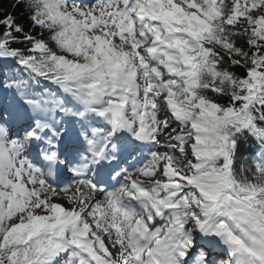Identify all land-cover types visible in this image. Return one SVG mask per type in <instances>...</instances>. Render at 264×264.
Wrapping results in <instances>:
<instances>
[{
	"label": "snow or ice",
	"instance_id": "6c2138e0",
	"mask_svg": "<svg viewBox=\"0 0 264 264\" xmlns=\"http://www.w3.org/2000/svg\"><path fill=\"white\" fill-rule=\"evenodd\" d=\"M0 264H264V0L0 9Z\"/></svg>",
	"mask_w": 264,
	"mask_h": 264
},
{
	"label": "rangeland",
	"instance_id": "374dc122",
	"mask_svg": "<svg viewBox=\"0 0 264 264\" xmlns=\"http://www.w3.org/2000/svg\"><path fill=\"white\" fill-rule=\"evenodd\" d=\"M102 123H104V122L102 121ZM159 150H163V149H159ZM37 179H39V178H37ZM142 179H144V178L142 177ZM27 187L29 189H31L33 186L27 185ZM36 187L39 188L40 187L39 184H37ZM44 188L40 189L42 197L44 195H51L50 193H48V190L46 189L47 187L44 186ZM81 192H83V194L85 196H87L88 201H91L92 196L94 194L90 193L89 188L85 186V187H82L78 190V188H75L74 184H71L67 188V190H65V188L62 190H56V195L53 197V201L61 204L65 208H71L72 206L82 207L83 205H75V199L79 198ZM97 198L100 200V203H102V204L105 203L106 198H104L103 196H99ZM106 243H107V241H106Z\"/></svg>",
	"mask_w": 264,
	"mask_h": 264
},
{
	"label": "trees",
	"instance_id": "16d2710c",
	"mask_svg": "<svg viewBox=\"0 0 264 264\" xmlns=\"http://www.w3.org/2000/svg\"><path fill=\"white\" fill-rule=\"evenodd\" d=\"M226 2H227V0H226ZM11 3H12V0H0V9H3L4 11L11 10ZM15 14L18 16H22L24 18L25 21H20L21 23H26L27 13L24 12L22 7H18L15 11ZM38 33H39V29L36 30V34H38ZM13 64H14V62H13ZM232 71H234L236 74L240 75V74H243L244 69L237 66V67L232 68ZM20 74L25 75V73H23V71H21ZM37 79L39 82L34 86L35 91L39 92L43 88H49L52 91H56L54 88L49 86L48 81L40 79V78H37ZM249 147L250 146L245 145V149H248ZM249 154H250L249 151L246 150L241 154V157H238V159L236 161V167L237 168H239V165L242 162H250L248 160Z\"/></svg>",
	"mask_w": 264,
	"mask_h": 264
},
{
	"label": "bare ground",
	"instance_id": "6f19581e",
	"mask_svg": "<svg viewBox=\"0 0 264 264\" xmlns=\"http://www.w3.org/2000/svg\"><path fill=\"white\" fill-rule=\"evenodd\" d=\"M77 187H79V185L78 186H75V188H77Z\"/></svg>",
	"mask_w": 264,
	"mask_h": 264
}]
</instances>
